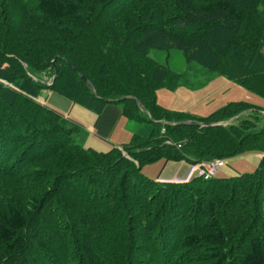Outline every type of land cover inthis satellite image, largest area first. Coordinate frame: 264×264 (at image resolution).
<instances>
[{"label": "trees", "instance_id": "obj_1", "mask_svg": "<svg viewBox=\"0 0 264 264\" xmlns=\"http://www.w3.org/2000/svg\"><path fill=\"white\" fill-rule=\"evenodd\" d=\"M16 2L26 37L0 20V264H264V108L164 107L157 91L184 74L150 56L181 50L264 96V0ZM43 90L98 115L119 105L139 127L121 147H86L85 127L43 104ZM248 152L262 161L236 176L142 171Z\"/></svg>", "mask_w": 264, "mask_h": 264}, {"label": "rangeland", "instance_id": "obj_2", "mask_svg": "<svg viewBox=\"0 0 264 264\" xmlns=\"http://www.w3.org/2000/svg\"><path fill=\"white\" fill-rule=\"evenodd\" d=\"M24 19L23 10L16 0H0V20L8 27H15L22 38L25 35L23 34L24 31L22 32L25 28ZM0 36H3L1 32ZM150 56L160 63L168 65L173 70L184 74L183 85L177 90L172 91L161 88L157 91L158 103L167 108L178 111L189 110L188 112L199 117L209 116L232 101H246L264 108V96H260L242 85L231 82L221 74L209 71L197 62L188 61L181 50L171 49L170 51H164L152 49ZM39 100H43L41 94ZM233 158L237 159V157ZM227 160L231 166H236L232 158ZM163 163L164 160L160 159L146 164L142 167V171L146 175L156 178L161 171ZM255 169V167L249 168L242 164L240 171L245 173ZM253 225H255V222Z\"/></svg>", "mask_w": 264, "mask_h": 264}, {"label": "crops", "instance_id": "obj_3", "mask_svg": "<svg viewBox=\"0 0 264 264\" xmlns=\"http://www.w3.org/2000/svg\"><path fill=\"white\" fill-rule=\"evenodd\" d=\"M41 98L43 99V104L85 127L86 134H81L79 139L83 140L86 147L98 151L107 152L113 146L121 147L129 143L134 132L139 127L138 121L123 116L122 108L119 105L109 104L104 108L102 113L98 115L94 111L76 104L67 97L51 90H43L41 92ZM184 111L188 112L189 110ZM235 157H237V159L232 158V160L233 163L235 162L236 166L233 167L228 163V165L221 170L219 176L238 175L241 173L240 169L242 164L249 168H257L262 161L263 153L248 152ZM194 175L195 167L190 163L185 161H169L163 163L161 171L155 179L163 182L187 181L192 179Z\"/></svg>", "mask_w": 264, "mask_h": 264}, {"label": "built area", "instance_id": "obj_4", "mask_svg": "<svg viewBox=\"0 0 264 264\" xmlns=\"http://www.w3.org/2000/svg\"><path fill=\"white\" fill-rule=\"evenodd\" d=\"M227 162L221 158L203 160L194 165L196 175L205 180H209L218 175L221 169L226 166Z\"/></svg>", "mask_w": 264, "mask_h": 264}, {"label": "water", "instance_id": "obj_5", "mask_svg": "<svg viewBox=\"0 0 264 264\" xmlns=\"http://www.w3.org/2000/svg\"><path fill=\"white\" fill-rule=\"evenodd\" d=\"M55 77H56V75H55ZM54 77V78H55ZM82 78L84 79V81L86 82V83H89V80L85 77V76H82ZM92 88H94L93 86H92ZM126 98H130V97H126ZM123 99V98H122ZM122 99H120V100H122ZM232 121V120H231ZM231 121H223V122H219V123H208L207 125L208 126H226V125H228L229 123H231ZM184 123H190V121H186V122H184Z\"/></svg>", "mask_w": 264, "mask_h": 264}]
</instances>
